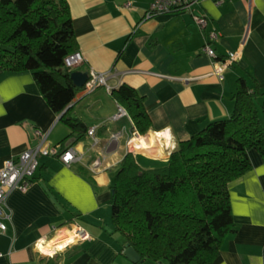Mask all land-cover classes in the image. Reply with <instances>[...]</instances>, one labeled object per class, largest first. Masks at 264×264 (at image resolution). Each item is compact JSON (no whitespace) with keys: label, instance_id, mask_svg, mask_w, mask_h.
Here are the masks:
<instances>
[{"label":"crops","instance_id":"obj_1","mask_svg":"<svg viewBox=\"0 0 264 264\" xmlns=\"http://www.w3.org/2000/svg\"><path fill=\"white\" fill-rule=\"evenodd\" d=\"M85 61L77 69L117 73L123 82L145 95L151 125L144 132L106 85L84 92L62 111L50 104L32 71H8L0 66V167L18 158L49 132L51 144L75 146L84 153L68 164L58 154H43L36 178L25 189L8 192V228L0 231V264H155L134 261L115 230L112 194L116 173L133 151L145 167L165 163L180 139L212 120L232 115L238 78L253 74L264 86V0H201V26L189 9L148 15L153 0H69ZM217 28V38L210 30ZM210 43L215 54L205 48ZM240 48L222 72L218 63ZM223 74V75H222ZM73 106L94 135L70 132L62 114ZM89 128V130H90ZM99 156V166L92 162ZM252 169L232 182V202L238 229L226 237L212 264H264V157L251 149ZM85 227L90 238H82ZM76 230L53 251L47 246L63 233ZM65 233V234H66Z\"/></svg>","mask_w":264,"mask_h":264},{"label":"trees","instance_id":"obj_2","mask_svg":"<svg viewBox=\"0 0 264 264\" xmlns=\"http://www.w3.org/2000/svg\"><path fill=\"white\" fill-rule=\"evenodd\" d=\"M80 49L69 0H0V66L32 71L52 106L62 111L82 91L66 63ZM82 66V65H81ZM112 94L141 132L151 125L145 95L123 82ZM231 116L212 120L180 139L165 163L145 167L130 151L112 194L115 230L155 264H212L238 229L232 182L253 168L251 149L264 157V86L238 78ZM66 140L81 138L88 122L69 107Z\"/></svg>","mask_w":264,"mask_h":264},{"label":"built area","instance_id":"obj_3","mask_svg":"<svg viewBox=\"0 0 264 264\" xmlns=\"http://www.w3.org/2000/svg\"><path fill=\"white\" fill-rule=\"evenodd\" d=\"M200 1L201 0H153L147 14L153 15L160 11L172 9H189L193 11V15L197 22L205 27L209 24L208 15L205 12L195 10L196 4ZM219 34L220 31L217 28L210 30V36L212 38H217ZM205 50L210 54L216 53L215 47L210 43L206 45ZM239 52L240 48L232 51L227 58L220 61L217 66L218 71L222 73L238 57ZM84 61L85 57L81 49L71 52L66 57V63L73 68L81 66ZM89 70L90 77L86 81L83 89L84 92L92 91L104 85L110 90L114 87L110 80L116 76L117 73L115 70L102 71L95 68H90ZM125 114H129L127 108L120 105V111L116 116ZM135 131L138 133L139 130L137 129ZM37 132L42 137L38 144L26 149L18 158L7 159L4 165L0 167V231H4L8 228L6 218L10 216V212L5 207L8 192L16 188L25 189L33 182L36 178L37 169L43 154H58L69 165L76 160L82 159L84 156V153L75 146L51 144L48 140L49 132L43 129H38ZM89 132L94 135L95 143H98L99 138L96 136V126L91 127ZM101 161L102 157L99 156L92 162V165L99 166ZM79 234L84 239L91 237L90 232L85 227L79 228Z\"/></svg>","mask_w":264,"mask_h":264},{"label":"water","instance_id":"obj_4","mask_svg":"<svg viewBox=\"0 0 264 264\" xmlns=\"http://www.w3.org/2000/svg\"><path fill=\"white\" fill-rule=\"evenodd\" d=\"M72 76L77 84L84 86L86 84V81L90 77V71L83 69H74V71L72 72ZM125 253L134 261H139L142 259V254L133 244H126Z\"/></svg>","mask_w":264,"mask_h":264},{"label":"bare ground","instance_id":"obj_5","mask_svg":"<svg viewBox=\"0 0 264 264\" xmlns=\"http://www.w3.org/2000/svg\"><path fill=\"white\" fill-rule=\"evenodd\" d=\"M65 233H63L62 236L57 241L47 246L46 249H48L49 251H53L57 243H65L71 240L76 235V230L73 231L69 230L66 234Z\"/></svg>","mask_w":264,"mask_h":264},{"label":"clouds","instance_id":"obj_6","mask_svg":"<svg viewBox=\"0 0 264 264\" xmlns=\"http://www.w3.org/2000/svg\"><path fill=\"white\" fill-rule=\"evenodd\" d=\"M75 69H77V68H75ZM90 71V70H89ZM85 86V85H84Z\"/></svg>","mask_w":264,"mask_h":264}]
</instances>
